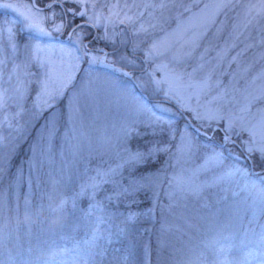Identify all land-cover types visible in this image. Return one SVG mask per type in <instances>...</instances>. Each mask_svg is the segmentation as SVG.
<instances>
[{"label":"snow or ice","instance_id":"1","mask_svg":"<svg viewBox=\"0 0 264 264\" xmlns=\"http://www.w3.org/2000/svg\"><path fill=\"white\" fill-rule=\"evenodd\" d=\"M57 156L115 264H153L158 222L162 264L169 216L264 176V0H0V174L31 195Z\"/></svg>","mask_w":264,"mask_h":264},{"label":"trees","instance_id":"2","mask_svg":"<svg viewBox=\"0 0 264 264\" xmlns=\"http://www.w3.org/2000/svg\"><path fill=\"white\" fill-rule=\"evenodd\" d=\"M236 150L239 151V149ZM28 155L25 146L17 157L16 163L25 161ZM56 162H58L57 159L53 167L45 164L40 166L38 163L32 178L31 195H27L26 182L17 192L12 185L11 177L6 173L0 174V264H47L54 260V251L58 249L63 239L72 240L75 236L82 235L83 231L80 229L82 225L84 229L88 219L83 217L80 208L87 205V199H83L77 208L69 204V195L72 194L70 190L79 186L81 178L74 175L71 182L68 179L62 181L56 174ZM248 167L249 175L246 179L253 183H262L264 176L257 175L261 169L259 167L253 169L250 164ZM25 175H27L26 164ZM221 193L224 191L216 189L208 194L213 208L224 202L220 200ZM218 198L219 203L216 202ZM64 201H66L65 205H63ZM27 215L31 220L30 229L26 224ZM206 224L195 223L194 227L188 228L189 230L175 226L176 234H165L166 246L162 249V264H195L202 261L203 251H208V248L205 244L195 243V240L198 239L199 234L197 229L204 228ZM151 227L152 225L146 223L141 225L142 229ZM158 229L159 222L151 236L154 250L153 264H155L157 238L160 235ZM148 235L142 232L140 239L134 238L137 257L142 252V245L148 240ZM128 250L126 240L117 243L114 238L105 250H98L94 254L89 264H115L116 259L125 255ZM235 253L231 254L236 255ZM193 254L196 255L194 258L182 257V255ZM211 260L209 255L208 261Z\"/></svg>","mask_w":264,"mask_h":264},{"label":"rangeland","instance_id":"3","mask_svg":"<svg viewBox=\"0 0 264 264\" xmlns=\"http://www.w3.org/2000/svg\"><path fill=\"white\" fill-rule=\"evenodd\" d=\"M56 159L60 163L56 162V174L64 181L67 179V174L62 171L59 156ZM44 164L49 165L47 162ZM49 166L53 167L54 162ZM245 183L249 185L247 189L244 188ZM78 188L79 186L70 190L71 205L73 194ZM224 188L227 189L226 192ZM219 190L224 191L220 195V200L224 202L213 208L214 215L203 210L197 211L198 203L190 201L187 209L178 211L175 216H169L168 222L186 230L194 227L195 223H207L205 229L203 227L197 229L199 234L195 243L205 244L208 251L204 250L201 256L203 260L195 264H264V205L261 204V200L264 199V183H253L246 177L237 176ZM65 204L66 201L63 202V205ZM26 222L30 229L31 220L28 215ZM85 223L84 229L83 225L80 229L83 231L82 235L75 236L72 240L63 239L58 249L54 251L55 255L52 254L54 260L47 264L50 262H52L50 264H89L98 250L106 249L109 245L107 235L110 226L107 223H98L94 218L86 220ZM169 233L176 234L175 227ZM232 252H236V255H232ZM205 253H210L211 261H208L209 255ZM195 256V254L182 255L184 258Z\"/></svg>","mask_w":264,"mask_h":264}]
</instances>
